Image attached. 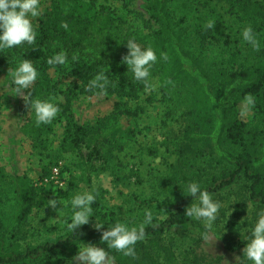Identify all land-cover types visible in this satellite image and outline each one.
Returning a JSON list of instances; mask_svg holds the SVG:
<instances>
[{"label": "rangeland", "instance_id": "obj_1", "mask_svg": "<svg viewBox=\"0 0 264 264\" xmlns=\"http://www.w3.org/2000/svg\"><path fill=\"white\" fill-rule=\"evenodd\" d=\"M149 1L62 0L68 8H75L76 3H82L81 7L74 10L80 12L89 8L87 15L93 14L96 5L100 3L115 7L117 13L123 14L128 22L135 25L138 37L144 44L153 39L158 28L150 18ZM167 2L174 28L198 63L210 73L216 85L221 84L230 72L243 69H260L261 80L264 79V8L257 0H167ZM40 3L42 11L51 0H40ZM208 21H216L212 30L206 29ZM247 25H251L257 34L261 44L259 51L252 49L240 36V29ZM23 58L31 60L29 56L19 53L11 64L0 71V224L6 226L12 217L13 185L2 170L4 167L12 170L9 167L11 154L16 160L18 172L24 175L29 186L40 189L42 184H46L54 187L43 189V192L39 190L36 203L40 204L33 208L28 217L15 224L12 231L13 242L19 245L23 252L54 243L70 233L66 225L73 195L92 190L93 182L101 173H107L112 177L111 187L114 190L109 192L96 185L99 193L97 200L102 204V217L105 214L101 222H105L104 225L107 227L109 222L114 223L118 220L127 222L130 227H139L143 223L145 210L153 213L152 224L158 225L168 218L179 200L189 196L187 192L189 183H206L213 176L223 174L222 164L208 156L193 158L190 155L188 160H192L191 163L195 161V166L204 168V172L195 177L190 170L189 183L176 179L175 164L179 160V153L178 141L174 137L177 128H181L182 124L179 107L185 109L184 106L177 104L184 98L185 105L189 106V99L194 100L198 94L195 93L194 97L187 95L186 92L190 88L181 85L167 86L159 78L153 79L152 84L155 87L152 91L145 92L142 89L137 92V97L132 99L123 95L134 115L124 116L122 121L125 123L132 121L136 127L134 132L124 130L116 135L118 145L112 143L113 137H110L111 140L107 137L106 142L104 140V143L97 146L99 153H94L92 152L94 139L86 137L84 143L77 146L66 136L67 119L64 114L65 101L70 96L69 91L71 94L74 91L81 92L77 99L72 101L71 112L76 119L88 123L102 117L106 119L105 116L110 114L117 97L98 90H95L97 92L94 95L84 93L83 79L80 78L77 84L72 85L69 83L72 79L70 76H61L55 69H47V72H52L56 82L46 83L47 65H40L41 69H38L31 60L38 72L37 81L39 80V83L35 81L32 84L37 91L34 98L56 97L60 111L51 124L40 126L35 124L30 134L24 133L21 130L24 123L26 124L29 119L35 123L30 103L24 99L26 90L17 93L19 100L17 104L7 101L5 96L6 85L11 83V71ZM73 66L74 62L67 60L62 67L66 74H70ZM246 96L251 95L237 94L231 101L241 100L237 107L238 115L250 122L246 140L257 142L259 136L253 135L264 130V113L258 118H253V105L248 106L245 103ZM252 97L254 103L261 101L256 96ZM234 116L236 115L232 113L231 118ZM229 147L236 153L245 149L254 153L260 151L257 144L248 143L246 146L229 144ZM89 154H92L90 158ZM181 160L184 161V157ZM54 166L60 169L58 182L46 183L44 171ZM61 184L68 185V189H60ZM248 185L249 181L240 176L231 186L219 192H210L214 200L220 204L217 219L211 230H206L200 221L192 218L188 228L168 229L162 242L168 248L167 255L162 251L166 260H172L173 264H250L243 258V249L247 244L245 237L251 234L250 228L257 214L264 210V206L249 198ZM50 199H62L68 205L67 208L61 209V216L57 210L47 206ZM192 202L193 199L188 202V206ZM97 222L92 221L94 227ZM82 245L67 248L58 258H51L49 252L40 250L39 254L17 264H72L71 261L76 264L74 257ZM95 245L101 247L100 244ZM108 256L110 264H118L112 255Z\"/></svg>", "mask_w": 264, "mask_h": 264}, {"label": "trees", "instance_id": "obj_2", "mask_svg": "<svg viewBox=\"0 0 264 264\" xmlns=\"http://www.w3.org/2000/svg\"><path fill=\"white\" fill-rule=\"evenodd\" d=\"M264 8V0H257ZM76 9L82 3H76ZM96 11L87 15L89 8L76 12L75 8L65 7L62 0H51L42 12L44 15L34 21L36 42L33 45L23 44L13 49H5L0 52V71L11 64L16 56L25 54L41 69L40 65H47V69H55L61 76L68 75L72 79V85L77 84L81 79L84 81V93H92L88 84L96 74L103 72L107 75L110 83L104 93L114 94L117 100L109 115L93 121L84 122L76 119L71 112L72 101L74 102L80 91L70 93L65 101L66 136L77 146L84 143L85 138L94 139L92 152L99 153L97 146L107 141V137H113L112 143L118 145V136L121 131L129 130L132 133L136 129L132 121L125 123L124 116L134 115L129 109L128 98H136L137 92L144 89L142 82L135 81L127 65L122 63L124 55L129 51L126 40L134 38L137 43H142L138 37L134 24L128 22L123 14L117 13L115 7L105 3L96 5ZM264 11V10H263ZM150 18L158 26L156 34L149 43H142L143 46H151L156 50L158 61L151 69V83L154 78L163 80L167 86L181 85L190 88L187 95L198 94L194 100L189 99V106H186V99H181L178 106L182 119L181 128H177L176 135L179 153V160L175 164V175L178 181L189 183L188 174L197 177L202 175L204 168L196 167V162L191 163L188 156L209 157L218 164H222L223 174L213 176L208 182L200 185L209 192H219L234 184L238 177L242 176L249 181V198L254 202H260L264 206V130L255 133L259 136L258 141L248 142L246 135L249 131V121L238 115V105L241 100L231 101L237 94H250L261 100L253 104V118H258L264 113V79L261 80L260 69L230 72L221 84L216 85L210 73L198 63L193 53L185 45L181 35L173 26L167 0H150L148 4ZM62 22H67L68 30L60 27ZM64 51L68 60L74 62L72 73L66 74L60 65H49L47 59L55 52ZM168 55V60L159 59L161 53ZM73 56L76 57L73 60ZM52 73V72H51ZM51 73L47 72L46 83L56 80ZM83 75V76H82ZM89 77L90 79H87ZM37 81V80H36ZM39 83V80L37 81ZM6 100L18 103L15 85L8 83ZM100 91V90H98ZM26 99L34 98L37 94L32 85L26 90ZM91 95V96H92ZM244 97V96H243ZM243 100V99H242ZM178 112V111H174ZM173 113V112H172ZM234 113V118H231ZM231 119H234L230 122ZM35 123L32 120L21 126V130L30 134L34 130ZM249 135V134H248ZM257 144L260 147L259 153L249 149L241 152H234L229 144L246 146V144ZM92 154H89V158ZM184 157V161L181 158ZM188 160V161H187ZM10 164L2 168L4 174L10 178L13 185V209L10 222L6 226L0 224V264H17L33 255L39 254L40 250L50 253L51 258L61 257L69 247L84 244H100L108 254L112 255L118 264H173L172 260H166L164 255L168 254V248L162 243L167 230L173 227L185 229L189 227L191 218L186 217L185 209L188 202L193 199L191 195L179 200L175 209L168 218L158 225L154 223L145 226V238L135 245V256H124L116 250L108 249L107 242L101 243L102 232L107 229L97 230L92 221L104 220L105 214L101 215L102 204L96 199L92 205L94 216L91 222L80 226L75 232L69 233L63 239H57L54 243L45 246L35 247L28 252H23L19 245L13 242L15 224L28 217L33 208L40 204L36 203L39 190L51 189L53 186L42 184L40 189L29 186L25 177L18 172L14 155L9 158ZM52 167L46 168L43 177L50 173ZM42 177V178H43ZM91 179H89V183ZM54 188V187H53ZM91 191V190H90ZM36 203V204H35ZM97 218V219H96ZM165 251V254H162ZM173 255V254H172Z\"/></svg>", "mask_w": 264, "mask_h": 264}, {"label": "clouds", "instance_id": "obj_3", "mask_svg": "<svg viewBox=\"0 0 264 264\" xmlns=\"http://www.w3.org/2000/svg\"><path fill=\"white\" fill-rule=\"evenodd\" d=\"M43 15L40 0H0V52L25 43L28 45L35 44L34 21ZM215 23L216 21H208L206 29L212 30ZM60 27L68 30L69 25L67 22H62ZM240 36L252 49L260 50V41L251 25L243 26L240 29ZM125 42L129 51L124 55L122 63L127 65L128 72L132 73L135 81L142 82L145 92L154 90L155 86L151 83L150 76L153 65L158 61L156 50L151 46L142 47L134 38H129ZM75 59L76 57L73 56V60ZM159 59L167 61L168 55L162 52ZM67 60L66 52L59 51L50 56L47 63L63 66ZM37 78V69L29 59H21L18 66L11 71V83L15 85L17 93L29 89ZM109 83L107 75L101 72L89 81L88 88L89 90L98 89L100 92H104ZM24 99L30 103L36 126L51 124L60 111L56 97L43 99H26L24 97ZM244 99L248 106L254 104L252 96H246ZM111 180L110 175L101 173L93 182L91 191H83L73 195L70 201L71 211L66 225L70 233L89 223L90 218L94 216L92 205L96 202L99 194L97 184L106 191H114L111 187ZM60 189L67 190L68 185L61 184ZM187 192L193 197V202L185 209L186 217L200 221L206 230H211L220 209L219 202L214 200L210 192L203 189L198 182L189 183ZM59 204L63 206L58 207ZM47 206L57 210L59 216L62 215L61 209L68 207L62 199H50ZM97 221L95 228L97 230L103 229L105 222L98 219ZM152 222L153 213L150 210L144 211V220L139 227H130L127 222L119 220L114 223L109 222L107 229L102 232L101 243L107 242L108 249L116 250L124 256H135V245L145 238L144 225H151ZM250 233L245 237L247 244L243 249V258L250 264H264V210L257 214V218L250 228ZM74 261L76 264H110L108 251L92 243H84L79 246ZM71 262L73 264V261Z\"/></svg>", "mask_w": 264, "mask_h": 264}, {"label": "built area", "instance_id": "obj_4", "mask_svg": "<svg viewBox=\"0 0 264 264\" xmlns=\"http://www.w3.org/2000/svg\"><path fill=\"white\" fill-rule=\"evenodd\" d=\"M60 175V169L57 166L51 168L50 173L44 177L46 183L56 181L58 182V177Z\"/></svg>", "mask_w": 264, "mask_h": 264}]
</instances>
